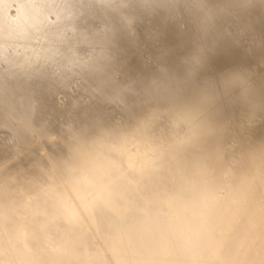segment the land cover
Wrapping results in <instances>:
<instances>
[{
    "label": "bare ground",
    "instance_id": "obj_1",
    "mask_svg": "<svg viewBox=\"0 0 264 264\" xmlns=\"http://www.w3.org/2000/svg\"><path fill=\"white\" fill-rule=\"evenodd\" d=\"M0 264H264V0H0Z\"/></svg>",
    "mask_w": 264,
    "mask_h": 264
},
{
    "label": "rangeland",
    "instance_id": "obj_2",
    "mask_svg": "<svg viewBox=\"0 0 264 264\" xmlns=\"http://www.w3.org/2000/svg\"><path fill=\"white\" fill-rule=\"evenodd\" d=\"M103 245L105 246L104 243H100V244L97 246V249H100ZM133 256H134V255H133Z\"/></svg>",
    "mask_w": 264,
    "mask_h": 264
}]
</instances>
